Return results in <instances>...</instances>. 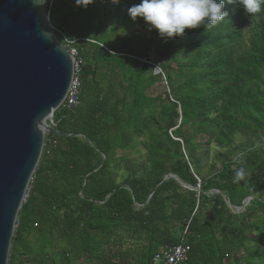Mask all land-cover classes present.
<instances>
[{"label": "trees", "instance_id": "16d2710c", "mask_svg": "<svg viewBox=\"0 0 264 264\" xmlns=\"http://www.w3.org/2000/svg\"><path fill=\"white\" fill-rule=\"evenodd\" d=\"M134 3L48 0L81 82L79 104L52 121L80 137L45 134L8 264H153L182 239L187 264H264V11L248 16L226 0L229 21L164 41L131 20ZM162 82L167 91L153 95ZM211 146L220 167L204 177ZM169 174L199 190L162 181ZM213 190L234 207L252 199L235 214Z\"/></svg>", "mask_w": 264, "mask_h": 264}, {"label": "water", "instance_id": "95a60500", "mask_svg": "<svg viewBox=\"0 0 264 264\" xmlns=\"http://www.w3.org/2000/svg\"><path fill=\"white\" fill-rule=\"evenodd\" d=\"M159 68H153L158 75ZM74 75V58L56 37L46 6L37 0H0V264H8L19 210L40 159L44 136L80 137L52 124ZM190 190L192 188L173 175ZM209 191L208 193H211ZM243 212L252 197L234 207Z\"/></svg>", "mask_w": 264, "mask_h": 264}, {"label": "clouds", "instance_id": "9594fccd", "mask_svg": "<svg viewBox=\"0 0 264 264\" xmlns=\"http://www.w3.org/2000/svg\"><path fill=\"white\" fill-rule=\"evenodd\" d=\"M37 2L40 6H46L48 0ZM109 2L118 4L119 0ZM225 2L226 0H139V3L132 4L127 12L133 22L142 20L148 31H155L158 38L167 41L183 38L186 30L201 27L210 30L228 20ZM75 3L77 6L87 7L94 3V0H75ZM227 3L240 4L248 16H255L264 11V0H227ZM245 176L243 167L237 169L234 182L244 180Z\"/></svg>", "mask_w": 264, "mask_h": 264}, {"label": "built area", "instance_id": "2783aa9c", "mask_svg": "<svg viewBox=\"0 0 264 264\" xmlns=\"http://www.w3.org/2000/svg\"><path fill=\"white\" fill-rule=\"evenodd\" d=\"M62 39L66 45L64 47L68 51L69 55L72 58H74V75L72 77V80L70 81L71 83H70L68 92L65 96V99L63 103L61 104L62 109L66 111H71L79 104V97H80V92H81V82H80V77H79L80 62L78 61L77 51L72 46V43L67 41L63 36H62ZM142 62H145V61H142ZM150 65L156 68L155 65L153 64H150ZM52 124H53V121H52ZM197 187L199 186L197 185ZM184 234H187L186 229L184 231ZM188 246L189 245L186 244L185 240L182 239L179 244L174 245V246H169L163 249L162 251L154 254L152 258V263L153 264H187L188 254L190 251V247Z\"/></svg>", "mask_w": 264, "mask_h": 264}, {"label": "rangeland", "instance_id": "374dc122", "mask_svg": "<svg viewBox=\"0 0 264 264\" xmlns=\"http://www.w3.org/2000/svg\"><path fill=\"white\" fill-rule=\"evenodd\" d=\"M148 52H149L148 61L151 62V63L156 64V62H155L156 55L153 53V47H150L149 50H148ZM151 90L153 92V95H162V93L164 91H167V88L165 87V83L162 82V83L156 84ZM162 98H163V96H162ZM242 140L243 139L240 136H238L236 138V141L238 143L240 141H242ZM217 152H218V150L214 146H211L210 147V150L207 152V154H204L203 155L202 162L201 163L204 165L203 172H202L204 177H207V176L208 177H211V175H213L215 172H217L219 170L220 162H219V159H217L215 157V153H217ZM212 165H214V166H212ZM27 192H28V189L26 191V194H25V197H24V201H25V199L27 197ZM210 194H214V193L211 192ZM15 229H16V226H15ZM121 235H124V233L122 231H120V230H113V235L112 236H113V239L114 240L118 239ZM32 241L33 240H31V242ZM26 264H33V263H26Z\"/></svg>", "mask_w": 264, "mask_h": 264}]
</instances>
